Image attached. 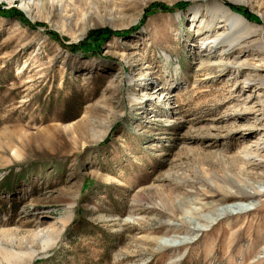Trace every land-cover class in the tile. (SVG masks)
Wrapping results in <instances>:
<instances>
[{
    "label": "rangeland",
    "instance_id": "rangeland-1",
    "mask_svg": "<svg viewBox=\"0 0 264 264\" xmlns=\"http://www.w3.org/2000/svg\"><path fill=\"white\" fill-rule=\"evenodd\" d=\"M8 1L0 229L30 231L40 218L56 236L30 264H264V145L244 166L239 156L264 134V85L232 58L196 59L207 43L196 25L210 8L225 5L264 32V0ZM214 22L226 28L221 15ZM80 44L86 54L71 50ZM221 49L264 65L254 47ZM219 153L240 186L262 191L247 213L210 205L239 199Z\"/></svg>",
    "mask_w": 264,
    "mask_h": 264
},
{
    "label": "bare ground",
    "instance_id": "bare-ground-1",
    "mask_svg": "<svg viewBox=\"0 0 264 264\" xmlns=\"http://www.w3.org/2000/svg\"><path fill=\"white\" fill-rule=\"evenodd\" d=\"M10 5L8 0H5ZM30 1L32 0H20L22 6L27 9L29 7ZM233 3L244 4L248 2V0H230ZM210 16L207 19L197 20L198 17L194 16L192 23H197V32H199L200 36L203 37V42L198 47L197 52V61L200 65L211 67L214 65H222L226 58H232V63L240 66L251 67V72L253 77L259 78L261 84L264 85V65L263 58L259 62H255L250 58V55H247L246 52L239 51L238 55L234 52L230 55L228 52L225 53L224 50H218L219 47H223V49L228 46L230 50L244 47H254L258 51L264 52V38L261 39H253L255 36L259 34L262 35L264 32L259 27L252 26L249 22H247L241 15H238L228 9L225 5H218V7H212L209 9ZM224 18V23L226 28L224 30H217L216 23L214 22L218 16ZM195 20V21H194ZM205 45V46H204ZM229 61V60H228ZM226 64V63H225ZM233 66V65H232ZM262 112L260 116H264V108H261ZM260 113V112H259ZM254 126L248 125L245 127L244 131H251ZM258 143H251L247 141L242 149L240 150L239 156L240 160L243 163L250 162L251 155L253 152L258 151L261 148V144L264 145V134L262 133ZM220 162H222L223 169V180L224 184L230 185L236 191V196L239 198L234 202H227L217 204L216 201L212 202L213 204L219 207L215 209L218 211L220 215L230 216L234 215L235 211L239 213H247L248 210V201L256 199L258 196L262 194L260 189H257L256 186L252 185H239L240 177L234 173H232L231 168L229 167V158L227 155L219 153L216 156ZM240 171L243 173L245 170L241 166ZM264 172V171H263ZM246 173V172H245ZM204 174V173H203ZM244 174V173H243ZM211 175V174H210ZM243 180V179H242ZM214 185L221 189L224 193H227V189H225V185H221L218 183L216 178L212 179ZM244 181V180H243ZM182 182V181H181ZM186 183V182H185ZM194 184V183H193ZM249 186V187H248ZM194 187V186H193ZM250 189L249 190L246 189ZM259 188V187H258ZM210 196V195H209ZM231 196V195H230ZM229 199V198H228ZM248 207V208H247ZM235 210V211H234ZM175 214V213H174ZM70 215V214H69ZM177 215V214H176ZM71 215L68 217V221L70 220ZM217 220L212 219L209 223H215ZM65 220L64 217L59 218L57 224L60 226H64ZM216 224V223H215ZM55 224H52L50 228H54ZM214 225V224H213ZM35 228L30 231H21L20 228L9 229L2 226L0 229V261L3 264H30L33 258H35L40 252L48 251L53 243L56 240L55 230L50 231L49 229H41V219L37 218L35 221ZM60 228V227H59ZM58 231V228H57ZM26 232L28 235L24 237H20L21 233Z\"/></svg>",
    "mask_w": 264,
    "mask_h": 264
},
{
    "label": "trees",
    "instance_id": "trees-1",
    "mask_svg": "<svg viewBox=\"0 0 264 264\" xmlns=\"http://www.w3.org/2000/svg\"><path fill=\"white\" fill-rule=\"evenodd\" d=\"M161 10H164L163 8H160ZM3 12L2 11H0V15L2 14ZM6 13V15H8V17H14V16H16L17 15V11H11V12H5ZM104 31V30H103ZM103 31H96V32H94V33H92L90 36H94V37H100L102 34H103ZM89 36V37H90ZM87 44V42H84L83 43V45H86ZM72 48H71V50H74V51H80V52H83V54H86L84 51V48L82 47V44H80L79 46L78 45H75V46H71ZM78 47H79V50H77L78 49Z\"/></svg>",
    "mask_w": 264,
    "mask_h": 264
},
{
    "label": "built area",
    "instance_id": "built-area-1",
    "mask_svg": "<svg viewBox=\"0 0 264 264\" xmlns=\"http://www.w3.org/2000/svg\"><path fill=\"white\" fill-rule=\"evenodd\" d=\"M12 5H10L8 2H6L5 0H0V8H3V9H10Z\"/></svg>",
    "mask_w": 264,
    "mask_h": 264
}]
</instances>
